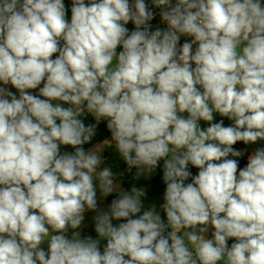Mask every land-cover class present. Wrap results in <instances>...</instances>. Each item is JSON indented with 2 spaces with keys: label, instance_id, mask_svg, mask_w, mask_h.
Returning <instances> with one entry per match:
<instances>
[{
  "label": "clouds",
  "instance_id": "obj_1",
  "mask_svg": "<svg viewBox=\"0 0 264 264\" xmlns=\"http://www.w3.org/2000/svg\"><path fill=\"white\" fill-rule=\"evenodd\" d=\"M151 4L165 29L145 0H72L70 21L63 0H0V84L19 93L0 86V264H264V148L239 171L228 158L264 140V5ZM101 121L136 178L163 160L167 223L84 149ZM97 188L118 193L107 211Z\"/></svg>",
  "mask_w": 264,
  "mask_h": 264
},
{
  "label": "trees",
  "instance_id": "obj_2",
  "mask_svg": "<svg viewBox=\"0 0 264 264\" xmlns=\"http://www.w3.org/2000/svg\"><path fill=\"white\" fill-rule=\"evenodd\" d=\"M85 3H88V0H85ZM67 12V11H66ZM151 24L150 30H155L157 28V25L155 22H149ZM129 32L135 30V25L131 23L128 27ZM63 44V41H61V45ZM182 45V42H180ZM188 115V114H187ZM83 122L85 123V126H88L89 124H94L96 121L94 118L90 115L81 117ZM220 120L224 121V126H230L232 125L233 121L229 120L226 117H221L219 114H214V120L212 123L219 122ZM202 128H206L209 126V124L201 121L200 122ZM107 122L101 121L96 128V134L93 136L92 140L85 144L83 147L87 151L89 149H92L96 145H102L105 140L111 139V133L107 129ZM250 145L251 143L245 144L243 141H238L236 144L233 145V148L235 150L241 151L243 153L240 157H232L231 155L228 157L229 159H236L238 161V171L239 169L244 168L247 165L249 152H250ZM106 149L104 152V160L105 164L104 167H111L114 174H117L116 179L117 182L122 181V174L124 170L128 167L127 164L123 161L122 158L118 156L116 153L115 145H106ZM155 175L153 176H144L140 180H132L130 182L124 181L123 185L127 189L128 192L131 191L132 187L137 188H143L145 190V195L143 197L144 207L147 209V207H150L151 205L155 206L158 204L164 196V192L166 190V185L163 181V160L159 161L158 166L154 169ZM189 171L192 173V176H195L198 174L199 169L195 168L192 165H189ZM191 177L189 180H187L185 183H190ZM142 214V213H141ZM163 221L167 223L166 214H162ZM124 221H116L113 220L112 223L114 225H117ZM167 231H171V229H167ZM166 234V233H165ZM88 236H91L92 238H98L96 232H95V225L91 229H86L83 231V238H86Z\"/></svg>",
  "mask_w": 264,
  "mask_h": 264
},
{
  "label": "rangeland",
  "instance_id": "obj_3",
  "mask_svg": "<svg viewBox=\"0 0 264 264\" xmlns=\"http://www.w3.org/2000/svg\"><path fill=\"white\" fill-rule=\"evenodd\" d=\"M64 4H65V7H66V18L69 19L70 21V18H71V6H72V0H63ZM186 37H181V40L185 39ZM120 51H122V47H119L117 48V53H119ZM58 55L57 54H54V56L52 57L53 59L56 58V56ZM0 86H3V87H7L10 91H12L13 93H15L17 96H19V93H18V90H16L14 87H12L10 84L9 85H2L0 84ZM43 86V83L39 86V87H42ZM33 94H38L39 93V88L37 89H29L27 90ZM43 98V97H41ZM56 103V102H54ZM65 107H67L68 105H64ZM84 146V145H83ZM97 146V145H96ZM95 146V147H96ZM102 150H101V155L102 157L104 158V152H105V149H106V146L105 145H101ZM94 148V147H93ZM73 152L74 149L71 147V146H61V152ZM102 167H104L102 165ZM136 168H134V172L132 174V176H123L122 174V181L121 182H117L119 187L121 189H123L124 191L128 192L127 189L124 187L123 185V182L124 181H127V182H130L132 180H140L142 177L144 176H150V174H144V175H141L139 178H136ZM98 183V182H97ZM97 197H98V209L99 210H103V211H107L110 204H111V201L113 199H117L118 198V193L117 192H113L112 194H110L109 196L107 197H100V192H99V189L97 188ZM164 203V200L162 199L158 204H156L154 207L156 209V211L160 214L161 216V219L163 220L162 218V214L164 213L163 210L161 209L160 205ZM97 213L96 212H93V211H86L84 216H85V219L84 221L82 222V225L81 227L78 229V231H80L81 233V238H83V231L86 230V229H91L95 224H94V217ZM73 230H69V233H68V236L69 238L71 237V233H72ZM93 239H97V238H93ZM106 245V240H103L101 239V243H100V248H101V251H103V247ZM42 247L47 250V244H44L42 245Z\"/></svg>",
  "mask_w": 264,
  "mask_h": 264
},
{
  "label": "built area",
  "instance_id": "obj_4",
  "mask_svg": "<svg viewBox=\"0 0 264 264\" xmlns=\"http://www.w3.org/2000/svg\"><path fill=\"white\" fill-rule=\"evenodd\" d=\"M175 2V0H173V3ZM129 3L132 4L134 3V0H129ZM145 3L148 5L149 9L152 10L154 13H155V17L154 19L151 21V22H155L156 25H157V28H160V29H165L167 26L166 24H164L162 21H161V18L159 16V12H160V9L159 8H156L154 7L152 4H151V0H145ZM132 22L129 21L127 25H125V27H128ZM191 38H188L186 37L185 39L183 40H180V42H182V44L185 42V40H190ZM196 46L194 45L193 48H195ZM57 103V102H56ZM134 172V168H132L131 170H129V168L127 167L124 172H123V176H132Z\"/></svg>",
  "mask_w": 264,
  "mask_h": 264
},
{
  "label": "crops",
  "instance_id": "obj_5",
  "mask_svg": "<svg viewBox=\"0 0 264 264\" xmlns=\"http://www.w3.org/2000/svg\"><path fill=\"white\" fill-rule=\"evenodd\" d=\"M261 3H262V5H264V0H261ZM181 115H183V116H185V117H187V113H183V114H181ZM258 148H264V140H258V141H256L255 143H251V145H250V152H249V156L251 155V154H253ZM153 175H155V170H153V172H151V175L150 176H153ZM212 231H214V229H212L211 227L209 228V231H208V233H206V236H207V238H212ZM233 242H235V240H234V238H231L230 240H229V246L231 245V243H233Z\"/></svg>",
  "mask_w": 264,
  "mask_h": 264
}]
</instances>
